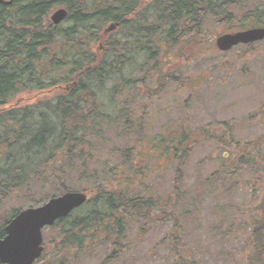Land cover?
Returning <instances> with one entry per match:
<instances>
[{
	"label": "trees",
	"instance_id": "obj_1",
	"mask_svg": "<svg viewBox=\"0 0 264 264\" xmlns=\"http://www.w3.org/2000/svg\"><path fill=\"white\" fill-rule=\"evenodd\" d=\"M242 1H0V207L12 197L40 205L74 186L81 188L76 182L88 180L82 185L88 200L50 226L58 229V235L45 237L41 257L50 254L51 264H73L101 246L105 255L98 264L122 261L127 258L129 243L125 241L133 221L142 231L168 226L171 264H194L184 252L176 200L197 144L216 140L232 145V140L211 134L212 127H228L227 122L197 130L168 124L152 136L164 147L168 169L172 167L174 173L165 203L153 191L142 195L131 190L155 178L157 167L142 157L140 143L145 138L138 139L134 156H129V149L122 151L125 168L100 171L91 166L100 161L98 145L115 136L120 127L140 135L144 118L140 109L134 113L120 109L121 98L132 96L136 101L144 92L149 100L164 92L176 77V70L167 63L171 55L182 57L188 44H202L204 30L214 23H226V29L227 22L234 20L241 29L264 26V0L251 8L242 7ZM60 7L68 14L55 24L50 14ZM232 7H241V13L236 16ZM112 23L116 28L107 30ZM252 46L246 48L250 51ZM25 92L39 97L12 103ZM199 134L203 139H196ZM246 144L245 151L251 146ZM253 144L264 150V136ZM259 160L264 176L263 152ZM260 180L264 184V177ZM253 207L251 245L243 264H264V188ZM21 209L0 215V239Z\"/></svg>",
	"mask_w": 264,
	"mask_h": 264
},
{
	"label": "rangeland",
	"instance_id": "obj_2",
	"mask_svg": "<svg viewBox=\"0 0 264 264\" xmlns=\"http://www.w3.org/2000/svg\"><path fill=\"white\" fill-rule=\"evenodd\" d=\"M260 1L243 0L242 7L251 8ZM57 9L50 14V19ZM240 9L231 8L236 16L241 13ZM225 25L214 23L207 26L202 44H188L183 51L185 55H171L167 59L171 70H176V77L164 92L149 100L144 97V92L136 101L132 96L129 100L127 95L121 98L120 109L126 107L133 113L140 109V117H144L142 131L136 136L120 127L115 136L98 145L100 161L91 166L100 171L105 167H124L126 160L122 151L129 149V156H134L136 143L145 138L140 143L141 153L149 165L157 167L153 174L155 178L131 190L142 195L146 194L145 191H153L165 203L173 187L174 173L172 167L168 169L164 147L152 136L159 135L168 124H184L197 130L227 122L228 127H212L211 134L220 135L227 142L232 140V145L216 140L197 144L185 167L182 194L176 200L186 244L184 252L191 256L194 264L244 263V253L251 245L249 233L251 219L255 216L253 206L264 188L259 160V153L264 154V150L253 144L264 136V40L253 43L250 51L247 44L220 50L216 38L241 29L235 20L227 22V29ZM38 97L37 93L25 92L12 103L31 102ZM130 122H134L133 118ZM198 138L203 139V136L199 134ZM246 143L251 146L245 151ZM223 152H226L225 156ZM83 182L88 180L76 182L81 188L74 186L70 191H82ZM38 197L36 195L35 199ZM27 202L30 200L12 197L0 207V215L5 216L12 209L43 204L32 206ZM128 225L127 258L114 264H171L170 243L166 239L168 226L158 225L142 231L133 221ZM43 233L45 241V237H56L58 229L47 227ZM104 255L102 247L98 246L73 264H98ZM50 259L47 254L37 264H51Z\"/></svg>",
	"mask_w": 264,
	"mask_h": 264
},
{
	"label": "water",
	"instance_id": "obj_3",
	"mask_svg": "<svg viewBox=\"0 0 264 264\" xmlns=\"http://www.w3.org/2000/svg\"><path fill=\"white\" fill-rule=\"evenodd\" d=\"M11 3L13 0H0ZM68 11L61 7L52 15L53 23L58 24L67 17ZM116 28L112 24L108 30ZM264 39V27L228 32L216 38L220 50H229L238 44H248ZM88 200L82 191H68L50 198L37 207L21 210L5 227V236L0 239V262L3 264H35L44 252V234L46 227L54 225Z\"/></svg>",
	"mask_w": 264,
	"mask_h": 264
},
{
	"label": "flooded vegetation",
	"instance_id": "obj_4",
	"mask_svg": "<svg viewBox=\"0 0 264 264\" xmlns=\"http://www.w3.org/2000/svg\"><path fill=\"white\" fill-rule=\"evenodd\" d=\"M264 27V26H263ZM250 27H248V29H249ZM35 264H37V262H35Z\"/></svg>",
	"mask_w": 264,
	"mask_h": 264
},
{
	"label": "bare ground",
	"instance_id": "obj_5",
	"mask_svg": "<svg viewBox=\"0 0 264 264\" xmlns=\"http://www.w3.org/2000/svg\"><path fill=\"white\" fill-rule=\"evenodd\" d=\"M59 24V23H58Z\"/></svg>",
	"mask_w": 264,
	"mask_h": 264
}]
</instances>
